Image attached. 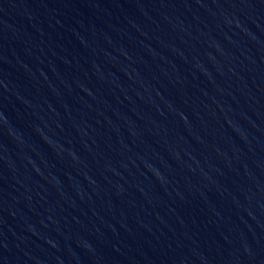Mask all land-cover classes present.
<instances>
[{"label":"water","instance_id":"1","mask_svg":"<svg viewBox=\"0 0 264 264\" xmlns=\"http://www.w3.org/2000/svg\"><path fill=\"white\" fill-rule=\"evenodd\" d=\"M0 264H264V0H0Z\"/></svg>","mask_w":264,"mask_h":264}]
</instances>
